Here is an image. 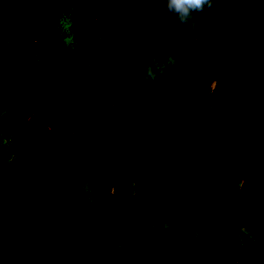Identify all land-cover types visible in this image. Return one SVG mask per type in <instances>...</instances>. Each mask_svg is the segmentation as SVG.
I'll use <instances>...</instances> for the list:
<instances>
[{
	"label": "trees",
	"instance_id": "1",
	"mask_svg": "<svg viewBox=\"0 0 264 264\" xmlns=\"http://www.w3.org/2000/svg\"><path fill=\"white\" fill-rule=\"evenodd\" d=\"M194 15L0 0V264H264V0Z\"/></svg>",
	"mask_w": 264,
	"mask_h": 264
},
{
	"label": "clouds",
	"instance_id": "2",
	"mask_svg": "<svg viewBox=\"0 0 264 264\" xmlns=\"http://www.w3.org/2000/svg\"><path fill=\"white\" fill-rule=\"evenodd\" d=\"M117 2H130V0H117ZM156 2H164L166 4L167 11L174 15V22L177 26H186L192 34L198 36L199 32L201 31V26L197 22L196 16L194 14L202 13L206 8H212L216 0H156ZM168 63L174 64L175 61L169 57ZM163 71L164 66L161 65L155 57H151L145 66L144 75L141 77V79L143 82H155L158 78V74H162ZM107 136L108 132L104 131L99 132L92 138H88L87 145L90 151L103 144Z\"/></svg>",
	"mask_w": 264,
	"mask_h": 264
}]
</instances>
